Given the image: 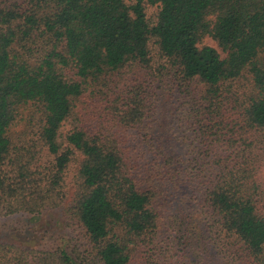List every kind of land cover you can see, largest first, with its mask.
<instances>
[{"label":"trees","instance_id":"1","mask_svg":"<svg viewBox=\"0 0 264 264\" xmlns=\"http://www.w3.org/2000/svg\"><path fill=\"white\" fill-rule=\"evenodd\" d=\"M74 161L83 247L0 264H264V0H0V216L64 207Z\"/></svg>","mask_w":264,"mask_h":264},{"label":"rangeland","instance_id":"2","mask_svg":"<svg viewBox=\"0 0 264 264\" xmlns=\"http://www.w3.org/2000/svg\"><path fill=\"white\" fill-rule=\"evenodd\" d=\"M128 3H133L135 0H127ZM159 12L158 6H147L146 7V13L147 16L150 19H155L157 14ZM204 46H211L215 48L222 57H225V54L222 53V51L219 49L217 43L212 38H206L203 42ZM158 87V84L155 85V88ZM191 90L194 92V94H198L201 90L200 86L198 84L193 83L191 85ZM160 91V90H159ZM160 93H165L164 90H161ZM163 98V96H162ZM185 95H183L180 92L175 93V96L171 98L169 101L170 104L174 109L180 108L182 105H185ZM166 101V100H165ZM173 115L170 112V116ZM174 119V118H173ZM170 121L173 123H177L175 121H172V118H170ZM174 125L171 123V129ZM176 127L178 125H175ZM178 129V127H177ZM176 129V130H177ZM161 131H164L163 129H160ZM69 131V127L65 126L63 132L67 133ZM189 134H191L189 132ZM177 138L178 136H174ZM192 141V140H191ZM178 142V141H177ZM190 140H188L184 144H180L179 142L175 146V149L180 151H183V153H187L186 149L188 148V153L190 157L192 156L191 150L193 149L190 145ZM190 146V147H187ZM177 150V151H178ZM187 153V154H188ZM210 158H207L205 162L206 168L209 170L211 167ZM210 162V163H209ZM78 161H74L72 165L70 166L68 173H67V189H68V199L66 200V204L64 207L58 208V209H49L45 212L39 214V215H30L26 213L16 214L13 216L8 217H1L0 216V239L6 242L15 243V244H23L26 246L31 247H38V248H59V247H65L67 249H73L75 247H83V244L85 241L83 231L82 229L74 224L73 222L66 221L64 218L65 216V207H69L71 196L74 193V171H76V168L78 167ZM205 165V163H202ZM207 173L204 172L202 175L203 177H199V179H196L195 182L192 181V184L189 186L184 187L180 192V201L181 203L184 202L183 197L186 199L187 193L188 195H191V192L193 191V188L196 186H200L203 184L204 181L206 182L208 180L207 177H205ZM208 182V181H207ZM198 188V187H197ZM202 188V187H201ZM170 199L168 201H175V197L170 193ZM173 198V199H171ZM188 201V200H187ZM178 204V203H176ZM174 203L172 204H166L167 207H163L160 210H162V216L164 218L163 224H167L169 222V219L167 216L171 214V211H175ZM179 205V204H178ZM186 206L185 204H182ZM204 234L207 235V228L202 223ZM205 239V238H204ZM210 250L203 252L202 249L198 248V253L193 252L190 250L191 248L187 247V249L184 251L186 255L189 256H195V255H202L204 257V260L202 264H228L227 261L221 256L217 255V251L214 248L213 245H209ZM188 262V260H186Z\"/></svg>","mask_w":264,"mask_h":264}]
</instances>
